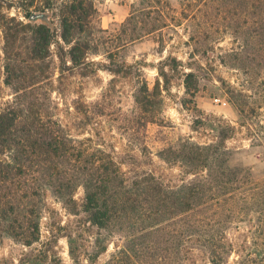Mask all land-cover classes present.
<instances>
[{
	"label": "trees",
	"instance_id": "1",
	"mask_svg": "<svg viewBox=\"0 0 264 264\" xmlns=\"http://www.w3.org/2000/svg\"><path fill=\"white\" fill-rule=\"evenodd\" d=\"M58 1L41 0L50 11ZM171 2L138 0L132 5L121 25L124 38L117 48L164 28L183 27L189 42L201 43L205 38L215 40L213 45L229 33L234 39H242L248 17L257 28L261 21L264 25V0H174L178 12ZM1 7L2 84L10 93L0 95V243L8 238L28 249L23 264H64L55 249L59 238H64L71 264L82 263V252L86 264H96L107 250L108 238L102 233L86 252L83 237L95 228L124 241L102 264H167L162 255L165 250L158 246L167 242L172 251L171 243L176 242L182 264L192 261L197 252L206 257L208 264H230L233 254L232 264H252L251 258L240 254L245 247L234 246L224 233L219 232L217 238L211 230L204 231L203 237L198 235L201 227H226L241 217L238 212L244 206L264 212V176L254 178L242 167L232 166L231 152L224 146L226 132H233V127L214 119L209 129L217 132L216 141L200 143L180 138L157 151V160L170 169L176 168L177 175L153 169L154 161L145 146L141 154L147 162L142 166L139 157L132 155V172H128L122 166L128 162L117 158L113 150L91 137L72 134L70 122L60 116V104L53 97L62 93L66 71L84 77L87 68L98 67L114 76L129 75L136 78L132 92L135 119L146 127L155 123L161 94L168 89L172 73L183 66L181 61L171 55L160 61L150 88L141 78L138 65L114 61L108 51L106 63L92 61L102 37L81 34V24L93 13L88 0L60 4L59 35L45 18L39 25L24 24L3 13ZM27 7H32L31 2ZM31 13L26 16L29 18ZM211 13L222 30L208 33L205 22L196 24V19H205ZM158 44L162 52L165 42L160 39ZM55 71L59 73L56 79L52 74ZM180 75L185 94L194 97L196 89L189 81L195 75L191 71ZM70 108L81 125H88L103 117L105 102L101 98L92 102L75 98L67 111ZM237 109L242 117L243 110ZM78 190L80 198L76 197ZM48 196L73 217L75 228L46 223L47 236L42 240V221L53 218ZM170 226L175 236L165 242L154 238L158 233L167 235ZM246 249L255 252L250 246ZM148 257L155 258L153 263L145 261Z\"/></svg>",
	"mask_w": 264,
	"mask_h": 264
},
{
	"label": "rangeland",
	"instance_id": "2",
	"mask_svg": "<svg viewBox=\"0 0 264 264\" xmlns=\"http://www.w3.org/2000/svg\"><path fill=\"white\" fill-rule=\"evenodd\" d=\"M70 0H59L54 10L42 6L41 0H0L1 10L8 16H14L24 24L39 25L42 19H46L47 25L60 34L61 17L58 9L60 4ZM92 5L93 13L89 14L86 21L81 24V34H95L100 38L101 44H97L98 53L91 56L92 61L106 63V53L112 55V60L125 62L131 66H137L142 70V76L151 88L157 77L156 67L166 56L171 55L181 61L182 67L172 73L171 83L166 91L161 94V103L157 108L155 123L146 127L135 119L132 92L136 85V78L128 76H114L107 71L96 67L87 68V76L78 74L69 75L68 71L63 74L65 86L62 93L53 94L60 104V116H63L72 127V134H83L91 137L93 141L104 145L108 150H113L115 156L129 165H122L124 171L132 172V158L139 157V163L147 162L142 156L141 148H147L146 153L154 161L155 167L165 174L177 175L176 168H169L157 160L155 154L169 143L178 139L191 138L196 142L216 141V131L209 129V124L215 119L220 120L221 125H230L233 132H226L224 146L231 152V164L234 167H242L245 172L254 178L264 176V25L255 26L250 17L244 27L245 33L242 39H234L233 36L225 34L217 42L215 40L203 39L200 42H189L183 27L164 28L160 32L150 34L128 43L123 48H117L119 42L124 38L121 25L129 16L132 5H137L138 0H88ZM32 7L28 9V3ZM172 8L178 12V4L172 0ZM163 3L159 4L162 6ZM160 8V7H159ZM41 13L42 19L29 20L26 13ZM31 13V14H32ZM220 20V19H218ZM205 22V31L213 33L222 30L215 23L213 13L205 19L199 17L198 22ZM195 27V26H194ZM263 28V29H261ZM99 30H107L104 34ZM126 34V33H125ZM160 39L165 42L162 52L159 50ZM186 42V44H185ZM3 46L2 33L0 29V95L6 97L10 91L2 84V55ZM213 47L211 49L210 47ZM232 50H234L232 52ZM194 54V56H190ZM168 70V69H167ZM191 71L195 77L189 81L191 87L196 89L194 97L185 94V89L180 74ZM53 78L59 76L57 71L53 72ZM81 98L85 102L103 99L105 109L103 117L93 120L92 123L83 125L82 121L75 119V114L66 107L72 99ZM243 110L240 117L237 108ZM195 122H202L195 123ZM205 124V125H204ZM225 125V126H226ZM142 162V163H141ZM138 163V164H139ZM81 190L77 191L76 197L80 198ZM47 203L50 211H53L51 220L43 219V239L47 236L46 223L60 224L75 228V221L61 208V205L48 196ZM264 212L254 206H244L239 210V218H234L226 227L213 225L201 227L198 235L203 237L206 230H211L216 237L224 233L234 246L245 249L240 253L247 259H252V264H264ZM220 232V233H219ZM108 238L107 250L96 260V264H102L110 258L116 250L115 246L123 245V239L116 234L107 235L104 231L91 228L84 237L86 252H89L94 239L100 235ZM175 230L169 227L168 234L158 233L154 236L165 242L168 237L175 236ZM223 235V236H224ZM103 237V236H101ZM217 238V237H216ZM254 245V246H253ZM159 248L162 255L167 259V264H182V258L177 253L176 242L169 249V242L165 245L160 243ZM251 247L248 251L246 248ZM172 247V248H173ZM64 264H71L67 253V244L64 238H59L55 248ZM243 249V248H242ZM29 252L20 244L5 238L0 243V264H23L24 255ZM81 264H86V256L81 253ZM233 254L229 262L235 260ZM169 258V260H168ZM155 258L148 257L147 262ZM188 264H208L206 257L197 252Z\"/></svg>",
	"mask_w": 264,
	"mask_h": 264
},
{
	"label": "water",
	"instance_id": "3",
	"mask_svg": "<svg viewBox=\"0 0 264 264\" xmlns=\"http://www.w3.org/2000/svg\"><path fill=\"white\" fill-rule=\"evenodd\" d=\"M42 18H44V15L43 14H41V13H38V14H36V13H32V14H30V16H29V20H36V19H42Z\"/></svg>",
	"mask_w": 264,
	"mask_h": 264
}]
</instances>
